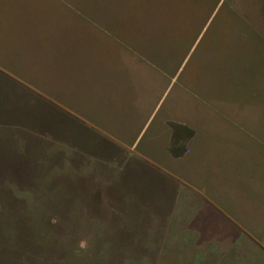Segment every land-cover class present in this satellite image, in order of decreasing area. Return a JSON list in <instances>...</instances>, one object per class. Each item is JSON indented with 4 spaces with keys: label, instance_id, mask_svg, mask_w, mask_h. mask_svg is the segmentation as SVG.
<instances>
[{
    "label": "rangeland",
    "instance_id": "374dc122",
    "mask_svg": "<svg viewBox=\"0 0 264 264\" xmlns=\"http://www.w3.org/2000/svg\"><path fill=\"white\" fill-rule=\"evenodd\" d=\"M0 250L264 264V0H0Z\"/></svg>",
    "mask_w": 264,
    "mask_h": 264
},
{
    "label": "crops",
    "instance_id": "0c3cea01",
    "mask_svg": "<svg viewBox=\"0 0 264 264\" xmlns=\"http://www.w3.org/2000/svg\"><path fill=\"white\" fill-rule=\"evenodd\" d=\"M197 90L194 93H196L197 96L200 97V101L201 102H205V103L209 104L210 106H214L216 103H218V104L220 103V101H218V100L221 99L220 97L212 99L210 97H206L205 94L204 95L202 93L200 94V91L198 92ZM224 98H226V96ZM215 106H218V105H215ZM180 137L184 138V146L186 148L185 149V151H186L185 153H187V152L189 153L190 151L192 152L193 148H194V145H195V139L197 138L196 133H185L182 136L180 135L178 138H180Z\"/></svg>",
    "mask_w": 264,
    "mask_h": 264
},
{
    "label": "trees",
    "instance_id": "16d2710c",
    "mask_svg": "<svg viewBox=\"0 0 264 264\" xmlns=\"http://www.w3.org/2000/svg\"><path fill=\"white\" fill-rule=\"evenodd\" d=\"M3 92L6 94V91L4 89L2 90V93ZM2 93H1V97L4 98L5 97V94H2ZM1 112H2V114H7L8 111L5 110V107L4 106H2ZM34 128H36V127L34 126ZM34 128L33 127H28L29 130L33 131L32 136L36 139L37 142L40 141L41 139L44 141L43 136H40L38 133H35V129ZM85 136H86V134H79L78 138L80 139V142L82 144L85 143L86 145H88V144L91 143V139L94 138V137L89 138V136H88V138L85 139ZM56 144H58V143L54 142L53 145H56ZM28 245L30 246V243H28ZM21 246L24 247V246H26V244L21 245ZM6 259H8V253H6V252H3L2 253L1 250H0V264L5 263L7 261Z\"/></svg>",
    "mask_w": 264,
    "mask_h": 264
},
{
    "label": "clouds",
    "instance_id": "9594fccd",
    "mask_svg": "<svg viewBox=\"0 0 264 264\" xmlns=\"http://www.w3.org/2000/svg\"><path fill=\"white\" fill-rule=\"evenodd\" d=\"M81 247H84L83 243H81Z\"/></svg>",
    "mask_w": 264,
    "mask_h": 264
}]
</instances>
